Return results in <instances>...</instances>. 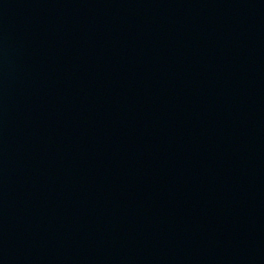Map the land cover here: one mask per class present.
<instances>
[{"label": "water", "instance_id": "95a60500", "mask_svg": "<svg viewBox=\"0 0 264 264\" xmlns=\"http://www.w3.org/2000/svg\"><path fill=\"white\" fill-rule=\"evenodd\" d=\"M0 264H264V0H0Z\"/></svg>", "mask_w": 264, "mask_h": 264}]
</instances>
